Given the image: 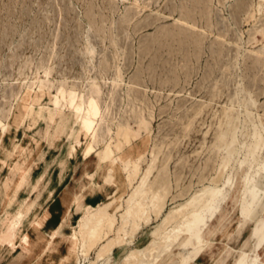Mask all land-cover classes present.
I'll return each instance as SVG.
<instances>
[{"label": "rangeland", "instance_id": "374dc122", "mask_svg": "<svg viewBox=\"0 0 264 264\" xmlns=\"http://www.w3.org/2000/svg\"><path fill=\"white\" fill-rule=\"evenodd\" d=\"M191 213L160 264H264V0H0V264H132Z\"/></svg>", "mask_w": 264, "mask_h": 264}, {"label": "bare ground", "instance_id": "6f19581e", "mask_svg": "<svg viewBox=\"0 0 264 264\" xmlns=\"http://www.w3.org/2000/svg\"><path fill=\"white\" fill-rule=\"evenodd\" d=\"M130 208L131 205L127 207V212L130 211ZM146 209L148 210V208ZM90 220L92 221L91 223L92 227L90 230L93 231V229L97 227V225L101 221V218L99 214H94L91 216ZM200 222H201V217L195 213H191L188 216V218L185 220L186 228L184 230L176 231L177 230L176 229L175 231L172 232L163 233L161 236L162 238L161 243L152 242L147 248H145V250L141 249L140 251L134 252L133 255H135V259L132 261V264H160L162 261H164V257L166 256V253L171 252L175 244L177 246L190 245L189 242L191 238L190 233L197 227V225ZM133 230L135 231V229ZM16 234H17V225L12 222L11 218L7 217L0 225V246L1 247L16 246L18 242V238ZM194 240L196 242V246L199 247L200 244L202 243L200 239V235L196 234L194 236ZM23 243L26 242L24 241ZM196 250H198V248ZM181 264H187V261L183 260ZM233 264H253V263L252 261L246 260L243 254H239Z\"/></svg>", "mask_w": 264, "mask_h": 264}, {"label": "crops", "instance_id": "0c3cea01", "mask_svg": "<svg viewBox=\"0 0 264 264\" xmlns=\"http://www.w3.org/2000/svg\"><path fill=\"white\" fill-rule=\"evenodd\" d=\"M48 220V218L46 219V221Z\"/></svg>", "mask_w": 264, "mask_h": 264}]
</instances>
